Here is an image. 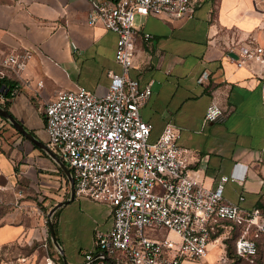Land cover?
<instances>
[{
    "label": "crops",
    "instance_id": "crops-1",
    "mask_svg": "<svg viewBox=\"0 0 264 264\" xmlns=\"http://www.w3.org/2000/svg\"><path fill=\"white\" fill-rule=\"evenodd\" d=\"M91 9L92 0H0V63L13 52L33 53L20 74L5 69L7 80L19 88L9 110L46 145L44 109L56 94L83 86L104 96L110 87L109 72L121 70L116 61L118 34L102 24H90ZM136 24L139 35L131 76L152 87L141 107L142 118L153 124L152 138L166 124L176 125L181 129L179 143L190 150L188 168L193 176L214 187L221 175L244 174L243 182L225 184L224 199L238 202L243 194V206L264 211V73L256 62L238 68L227 57L230 46L246 44L250 38L264 47V0H197L192 13L183 18L139 15ZM213 101L225 114L207 122L206 111ZM30 114L41 118L42 135L26 125ZM29 141L33 145L29 166L40 179L38 192L47 197L43 205L52 209L63 201L61 175L68 179L70 191L71 181L51 155ZM8 147L0 135V179L6 187L17 171ZM36 157L42 163H32ZM34 201L27 199L25 209L6 213L0 223V249L43 237L45 229L31 210ZM59 209L57 237L68 263L83 264L84 254L95 248L94 222H101V230L113 226L111 209L77 196ZM238 233L237 227L223 231L210 244L204 262L264 264V234L258 238L253 263L228 254V246L235 253Z\"/></svg>",
    "mask_w": 264,
    "mask_h": 264
},
{
    "label": "built area",
    "instance_id": "built-area-1",
    "mask_svg": "<svg viewBox=\"0 0 264 264\" xmlns=\"http://www.w3.org/2000/svg\"><path fill=\"white\" fill-rule=\"evenodd\" d=\"M196 1L92 0L88 21L118 34L116 61L121 70L109 72L104 96L81 86L58 92L45 106L47 146L71 170L76 196L111 209L113 226L97 228L95 248L84 254L83 264H210L204 262L210 244L234 227L239 230L237 256L253 263L258 255L264 211L243 206V194L238 202L224 199L225 184L243 182L245 175H221L214 187L193 176L190 150L179 143V127L168 123L152 138L153 124L141 115L152 87L131 76L137 16L180 19L192 13ZM32 57L30 49L4 56L0 79L6 78L7 68L23 72ZM227 57L238 68L256 62L264 73V47L255 38L230 46ZM18 91L17 86L12 97ZM4 92L0 89L1 102L12 98ZM224 114L213 101L205 120L216 121Z\"/></svg>",
    "mask_w": 264,
    "mask_h": 264
},
{
    "label": "rangeland",
    "instance_id": "rangeland-1",
    "mask_svg": "<svg viewBox=\"0 0 264 264\" xmlns=\"http://www.w3.org/2000/svg\"><path fill=\"white\" fill-rule=\"evenodd\" d=\"M0 103L4 106V102ZM32 120L26 124L30 128H37V132H41V118L36 114L29 115ZM22 123V122H21ZM4 133H9L6 137ZM41 135L43 132L40 133ZM0 135L4 136L9 142L8 153L12 157V163L17 169L16 177L6 187L4 179H0V223L4 220L6 213L10 210L25 209L24 202L27 199L35 200L31 210L35 212L39 223L44 227L45 234L40 240H36L31 244L24 242H14L0 249V264H61L62 256L58 248L51 239L49 230L48 214L51 210L48 206L43 205V200L47 197L38 192L41 185L40 179L37 178L34 169L29 166V151L33 147L32 143L23 138V136L12 126L11 123L3 120L0 116ZM41 157L32 158V163H42ZM63 177V200L71 197L68 179ZM8 188V189H7ZM83 210H85L83 206ZM58 215L53 216L52 222L56 221ZM101 222L97 220L93 227L102 228ZM149 235V232H146ZM174 236V235H172ZM61 243V242H60ZM63 248V247H62ZM64 250V249H63ZM66 252H64L65 255ZM67 255V254H66ZM69 262V257L66 256Z\"/></svg>",
    "mask_w": 264,
    "mask_h": 264
},
{
    "label": "water",
    "instance_id": "water-1",
    "mask_svg": "<svg viewBox=\"0 0 264 264\" xmlns=\"http://www.w3.org/2000/svg\"><path fill=\"white\" fill-rule=\"evenodd\" d=\"M2 89L3 88H1V90ZM0 116L5 118L6 120H8L26 138L31 140L33 143H35L40 148L44 149L49 155H51L56 160V162L60 165V167L64 170V172L66 173V175L68 176V178L71 181V198L63 200V201L59 202L58 204H56L50 210V212L48 214L49 230H50L51 239H52L53 243L55 244V246L60 251V253L63 257V260H64V264H69L68 261L66 260L65 255H64V250L62 248V245H61L60 241L58 240L56 230H55L54 224L52 222V218H53L55 212L59 208L63 207L64 205L70 203L71 201H73L75 199V196H76L75 181H74V178L72 176L71 170L67 167V165L57 155H55L53 152H51V150L48 148L46 143H44L43 141L38 139L30 131H28L27 128L8 109H6L1 103H0Z\"/></svg>",
    "mask_w": 264,
    "mask_h": 264
},
{
    "label": "trees",
    "instance_id": "trees-1",
    "mask_svg": "<svg viewBox=\"0 0 264 264\" xmlns=\"http://www.w3.org/2000/svg\"><path fill=\"white\" fill-rule=\"evenodd\" d=\"M17 87V85L16 84H14V83H11L9 80H7V78H1L0 79V89L1 88H4L5 89V92H4V95H5V97L6 98H11L12 97V92H13V90L15 89ZM9 103H10V100H7V101H5L4 102V107L6 108V109H8L9 110ZM10 111V110H9ZM11 112V111H10ZM1 118L3 119V120H5V121H7L8 123H10L8 120H6L5 118H3L2 116H1ZM22 136H23V138H25V139H27L23 134H21ZM60 210V209H59ZM59 210L58 211H56V213H55V215H58L59 214ZM54 227H55V230H56V234H57V222L55 221L54 222ZM238 235V234H237ZM58 240L60 241V239L58 238ZM229 248V250H228V254L230 255V256H234V255H236L237 256V254H236V250H235V253L231 250V246H228ZM60 259H61V264H64V260H63V257L61 256L60 257Z\"/></svg>",
    "mask_w": 264,
    "mask_h": 264
}]
</instances>
